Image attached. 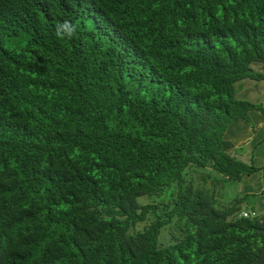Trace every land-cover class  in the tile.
<instances>
[{"label": "trees", "instance_id": "obj_1", "mask_svg": "<svg viewBox=\"0 0 264 264\" xmlns=\"http://www.w3.org/2000/svg\"><path fill=\"white\" fill-rule=\"evenodd\" d=\"M263 76L264 0H0V264H264L214 189Z\"/></svg>", "mask_w": 264, "mask_h": 264}, {"label": "crops", "instance_id": "obj_2", "mask_svg": "<svg viewBox=\"0 0 264 264\" xmlns=\"http://www.w3.org/2000/svg\"><path fill=\"white\" fill-rule=\"evenodd\" d=\"M260 67L262 66L260 65ZM260 71H263V67ZM245 83V87H240L242 80L239 82L236 87V94L242 93L243 96L240 95V98L257 102L260 107L249 109L246 118L230 121L223 132L224 137L231 144L228 148L229 154L257 167L250 173H243L250 179L242 187L243 195L253 191H264V167L260 166V164H264V96H260L264 91V76L256 80L251 79L248 84ZM249 86L252 87L248 90ZM243 174L236 179L237 182L242 180ZM243 195L241 194L242 197ZM260 205L264 210V195L261 196Z\"/></svg>", "mask_w": 264, "mask_h": 264}, {"label": "rangeland", "instance_id": "obj_3", "mask_svg": "<svg viewBox=\"0 0 264 264\" xmlns=\"http://www.w3.org/2000/svg\"><path fill=\"white\" fill-rule=\"evenodd\" d=\"M5 45H9L11 47L13 46V44H11L9 42H6ZM252 67H253V69L259 70V71H260V69H262V67H260V65L257 63H252ZM241 80H242V84H240L241 85L240 87H245L246 86L245 82H247V84H248L251 79L250 78H242V79L236 81L235 82L236 87L239 84V82H241ZM254 80H256V79H254ZM251 87L252 86H249L248 90L251 89ZM244 93H246V92L244 91ZM240 95H242V93L240 94V92L238 94H236V96L239 98L241 97ZM260 96H264V91H263V93H261ZM260 166L264 167V164L263 165L260 164ZM199 169L200 170L204 169L205 171L208 170L206 168H199ZM189 172L190 173H188V177H191V178H193L194 181H197L199 172L198 171H192V170H189ZM210 173L214 176H217V173L214 170H211ZM247 181H250L249 177H247L245 174H243L242 180L240 182H237L236 180L231 179V180H224L220 183H215L214 189L216 191L217 198L220 201L224 202V201L230 200L234 197L240 201L239 204L241 205V207H243L247 211H250L251 209H254L255 212L262 211L263 207H261L260 201H261V196L264 195V191H261V192L260 191H253L250 194L243 195L241 190H242L243 185ZM206 184L210 185L209 179H207ZM241 194L243 195V197L241 196ZM148 198H151V196H147V195L138 196L137 199L139 202H142L144 199L147 200ZM166 236H167L166 231L165 230L162 231L161 240L163 242H165Z\"/></svg>", "mask_w": 264, "mask_h": 264}, {"label": "clouds", "instance_id": "obj_4", "mask_svg": "<svg viewBox=\"0 0 264 264\" xmlns=\"http://www.w3.org/2000/svg\"><path fill=\"white\" fill-rule=\"evenodd\" d=\"M75 34V25L70 21L64 20L56 24V35L62 38H71Z\"/></svg>", "mask_w": 264, "mask_h": 264}, {"label": "built area", "instance_id": "obj_5", "mask_svg": "<svg viewBox=\"0 0 264 264\" xmlns=\"http://www.w3.org/2000/svg\"><path fill=\"white\" fill-rule=\"evenodd\" d=\"M243 214H245V212Z\"/></svg>", "mask_w": 264, "mask_h": 264}]
</instances>
